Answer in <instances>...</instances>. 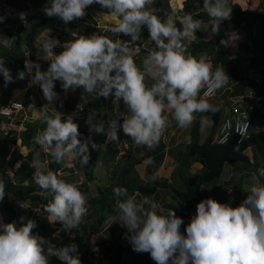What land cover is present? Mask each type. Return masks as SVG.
Returning a JSON list of instances; mask_svg holds the SVG:
<instances>
[{"label": "clouds", "instance_id": "obj_1", "mask_svg": "<svg viewBox=\"0 0 264 264\" xmlns=\"http://www.w3.org/2000/svg\"><path fill=\"white\" fill-rule=\"evenodd\" d=\"M49 2L46 0L45 4ZM93 3L109 10L113 17H119V22L110 31L128 36L130 40L113 41L95 34L80 36L64 43L63 51L57 54L54 48L60 42L46 37L37 48L50 61L47 71H41L39 64L26 60V72L20 71L19 79L28 75L30 84L39 85L48 102L56 97L54 81L57 80L65 91L81 87L96 97L108 98L111 95L116 105L123 101L127 113H120L122 124L113 119L108 122V126L106 121L105 127L103 120L94 122L95 113L87 117L90 131L106 135L105 144L115 142L119 139L118 133L123 132L136 145L152 149L158 145L170 125L168 117L163 115L165 109L170 110L172 119L183 129L192 125L196 113L214 114L219 110L206 101L209 98H202L201 92L205 86V95L217 89L218 92L228 83V76L221 66H218L221 69L216 67L213 71L206 55L197 59L188 52V48L197 30L210 32L211 35L219 34L221 23L231 18L229 0H203V11L209 21L194 19L191 14H187L181 22L182 29L177 28L172 16L161 19L152 13L148 6L154 0H51L50 6L42 8V17H58L68 23L83 17L85 9ZM25 15L20 13L19 23H25ZM3 19L0 16V22ZM7 26L13 28L11 24ZM142 26L148 29V40L156 45L144 58L143 71L133 59V52L139 51L133 46L139 40ZM238 39V34L233 32L220 43L228 46ZM3 44L7 47V40ZM258 70L254 74H260ZM0 74L3 75L5 86L13 81L3 59H0ZM146 77L154 81L151 87L146 86ZM260 77L262 79L261 74ZM250 91L262 98L251 101L253 108L248 111V135L252 130V118L260 119L250 111L255 107L260 110L264 108L261 102L264 96L253 89ZM232 96L229 95V98ZM79 107L82 110L84 108L82 105ZM43 119L46 127L35 134L33 142L48 152L57 163L79 159L82 166L87 165L90 158L89 143L92 149L102 146L89 136L83 141L78 139V130H83L82 124L78 128L71 115L62 119L60 115L45 114ZM4 135L0 133V136ZM30 167L35 169V183L53 197L45 207L49 223L59 222L62 230L68 232L79 228L82 219L88 214V207L86 197L78 186L58 179L50 170L45 171V164L37 158L32 160ZM258 171L264 176V169ZM10 173V169L4 170L6 177ZM151 179L154 180L155 176ZM9 180L13 183V180ZM113 192L116 214L109 215L105 223L108 227L117 222L125 226L133 250L149 253L156 264H264V184L252 186L246 199H239L243 202L235 207L213 198L201 200L184 233L180 231L183 220L173 209H169L166 214H158L157 203L149 197L138 203L126 188H115ZM4 197L5 186L0 183V200ZM39 204V207L36 206L37 211L42 205ZM24 209L32 208L27 203ZM20 220L22 223L19 227L15 222L4 223L0 220V264H48L51 256H56L65 264H81L79 256L73 255L77 250L76 244L54 247L44 237L32 232L36 227L34 220L28 219L26 223L23 222L24 217Z\"/></svg>", "mask_w": 264, "mask_h": 264}, {"label": "crops", "instance_id": "obj_2", "mask_svg": "<svg viewBox=\"0 0 264 264\" xmlns=\"http://www.w3.org/2000/svg\"><path fill=\"white\" fill-rule=\"evenodd\" d=\"M7 1L9 4H7ZM31 1L33 0H0V3L9 9L12 14L11 25L13 28L21 21L20 13H25L24 8L27 9V4ZM45 1L36 4L35 9L32 11H27L25 19H40L44 15L42 8L47 5ZM183 2L184 0H154V3L148 7L154 15L160 18L161 15L164 18L172 16L174 20L182 22L184 17L180 14V10L183 7ZM159 3L161 4L160 6ZM246 6L249 7V10L258 9L259 12H264V0H249ZM119 19V17H113L109 10H105L97 3H93L85 9V15L81 18L74 19L68 23L58 18L56 26L60 30H64V33L58 35L49 31H43L41 33V45L46 37H52L60 42L54 48V52L59 54L63 51L64 43L77 39L80 36L95 34L105 36L113 41L117 39L130 40L128 36H124L123 34L117 35L110 31L112 27L116 26ZM256 27V24L248 18L241 27L233 28L229 32V34L235 32L239 36L237 41L229 43L226 47L244 83L250 80L255 71L264 67L263 62L256 63L249 59L250 51L248 45L256 32ZM145 28L146 26H142L141 32ZM213 37L214 35H211L210 32L197 30L193 39L208 41ZM227 38L228 35L225 39ZM136 44L137 41L133 47L138 48L139 51L133 52V59L137 67L143 71V60L151 50L156 48V45L151 43L150 40L144 42L141 46H137ZM37 53L36 60L41 61L47 58L43 51L39 50ZM191 55L197 59L201 55H206L208 62L212 65L213 71L215 70L212 63L213 52L201 51L194 54L191 53ZM25 57L27 60L28 54ZM49 64L50 62L47 64L48 67ZM17 83L19 87L13 88L10 91L8 102L21 100L25 106L11 119L1 117L5 121L8 130L4 136H0V173L4 174V170L10 169L11 173L7 178L13 180L15 185H22L25 188L37 185L33 179L35 169L30 167V164L34 158L39 159L45 164V171H52L57 175L58 179L65 182L75 183L85 195L88 214L82 219L83 222H91L93 220L90 199L96 193L98 186L111 187L117 181L120 182L117 183L115 188H126L128 194L133 196L138 203L145 197H149L157 203L158 214H166L169 209H173L178 216L180 198L185 192V186L203 170L202 165L193 159L190 149L194 143H203L210 136H213L212 138L214 139L218 134L219 127L213 128L210 114L195 115L192 125L187 129H183L172 119L170 110L165 109L163 115L168 117L170 125L161 137L158 145L154 148L148 149L145 146L136 145L123 132L118 133L119 139L112 145L103 146L102 140L104 134L90 131L89 125L86 122L87 117L90 113H95L94 122L103 120L106 127L107 119L119 116L125 107L123 101H120L119 105H116L111 103L110 96L108 98L102 96L96 97L94 94L86 93L83 88L78 87L74 90L69 89L65 91L62 89L55 91L56 97L53 101L48 102L44 98L39 85L30 84V77L28 75L24 79L18 78ZM54 83L61 84L59 80L54 81ZM152 83L154 81L149 77L145 78L146 86L151 87ZM235 84L236 82L229 81L227 85L219 89L213 98L206 99L208 103L220 110V119L229 112V95H231L230 93ZM79 105L84 107L81 112L78 110ZM45 114L49 116L60 115L62 119H66L71 115L74 122L78 124V128L82 124V128L91 137L92 141L97 145H102L100 149H92L91 143H89V161L92 160L94 164L91 169L87 167L89 163L82 166L79 159L71 162L57 163L48 152L33 142L35 134L43 131L46 127L43 119ZM256 128H263V125ZM185 137L188 139L185 140ZM254 153H257L256 157H254ZM246 154L250 157V163L226 162L218 179L202 185L200 189L201 200L213 198L221 203L235 207L237 200L246 199L249 194L248 191L252 186L264 184V176L260 175L258 171L259 169H263L260 164H263L264 161L262 160V156L256 152V146L249 147L246 150ZM149 160L152 162L148 163ZM132 162L135 163L129 167ZM96 163H99L100 166L96 167ZM87 168L90 174H93L94 179H87ZM128 168L131 169L125 173L124 170ZM153 176H155L154 180L151 179ZM153 183H156V186L148 193L141 192L138 189L140 185L152 187ZM35 195L40 198V204H42L37 213L43 214V216L48 218L45 207L52 201V195L42 189L35 191ZM1 203L2 200H0V206ZM27 203L28 201L15 200L14 206L16 209L21 210L26 208ZM114 204L116 207V197ZM194 214H196V209L193 212ZM0 220L6 223L5 216L1 211ZM13 222H15L17 227L22 223L20 217L15 218ZM53 224L56 228L55 236L59 241L67 245L75 243L72 231L62 230L59 222ZM180 231L182 232V228ZM126 234V227L118 222L109 227L106 225L100 231L92 233L81 250L84 264H125L127 260L131 261L130 264H140V254L133 250ZM101 240L110 241L114 244L120 242L125 244L127 248L120 258L111 255L109 258L101 260L96 256L100 252L99 243ZM50 243L56 247L55 243ZM93 248L97 250L94 251ZM148 259L149 264H156L151 257ZM58 262L59 259L56 256L48 258V264H58Z\"/></svg>", "mask_w": 264, "mask_h": 264}, {"label": "trees", "instance_id": "obj_3", "mask_svg": "<svg viewBox=\"0 0 264 264\" xmlns=\"http://www.w3.org/2000/svg\"><path fill=\"white\" fill-rule=\"evenodd\" d=\"M45 0H33L27 4V9L24 8L25 13L27 11H32L35 9V5L38 3H43ZM51 0L47 6H50ZM243 0H229V7L232 8L231 18L225 20L220 25V31L218 35H214L211 40L205 41L202 39L194 40L188 48L189 53H198L201 51L213 52L212 63L214 67L221 66L228 76L230 81L236 82L231 95L243 94L246 91L253 89L257 91L259 95L264 96V67L260 68L258 72L261 74L262 79L259 82H255L254 79L248 80V82L243 81V78L239 76L237 66L233 63V59L228 53L227 47L222 45L220 42L225 39L229 34L230 30L235 29L238 25L244 22L246 19H250L256 24V32L251 38V44H249V59L256 63H264V12H259L256 10H249ZM7 4L9 2L7 1ZM161 4L159 3V6ZM203 0H184L183 7L180 10V14L184 17L187 14H191L194 19H201L203 21H209V17L202 10ZM7 9L2 3H0V16L4 17L3 21L0 22V59L4 60V65L10 69L13 76V81L8 83L7 86L4 85L3 75L0 74V104H7L10 91L18 86V73L20 71H25V55L28 53L27 60L33 62L34 64H39L41 71H47L49 60H36L37 52L39 49L37 45H41V33L43 31H49L50 33H56L58 35L64 33V30H60L56 26L58 17H44L30 18L25 21L24 24L18 23L14 28L7 26L11 24L12 14L10 10ZM107 10V9H105ZM164 16L161 15V19ZM177 28L182 29V23L175 20ZM149 39V32L147 27L141 32L139 40L137 41V46ZM7 40L8 46L5 47L3 41ZM63 88L61 84L54 83V91H60ZM264 107V98L261 101ZM220 110L214 114L211 112L206 113H196L195 115L210 114L212 117L213 128L218 127L220 124ZM255 117H259L264 123V108L260 110L259 107H255L250 111ZM16 114V113H15ZM14 114V115H15ZM13 115V116H14ZM2 115H0V120ZM83 129V128H82ZM84 130V129H83ZM210 136L203 143H194L190 149V154L193 159L202 165V172L197 174L194 179L185 186V192L180 198V211L178 213L179 217L182 218L183 224L181 225L182 233H184L187 224L191 220V215L196 209L197 204L201 201L200 189L202 185L209 182L215 181L219 178L223 165L226 162H243L250 163V157L246 154V150L251 146H256V152L258 155L262 156L264 161V127L262 129L251 130L249 135L241 142L237 143L235 136H232L226 143L217 144L215 139ZM103 143V141H102ZM106 146V144H102ZM254 157L257 153L253 154ZM90 160L87 165L90 169L94 166ZM135 162L130 163L129 167ZM257 164V163H255ZM117 166V165H116ZM264 169V163L260 164ZM131 168L124 170L128 172ZM89 180L94 179L93 174L86 170ZM90 174V175H88ZM120 181L114 183L111 187L99 185L96 193L91 197V207H92V218L91 222H81L79 228L72 229V234L74 235V241L77 245V250L73 255H78L81 264H84V257L81 255V250L85 243L87 242L89 236L92 233L100 231L107 224L105 223L106 218L109 215L115 214V196L113 190L115 186ZM0 183L5 186V197L2 200L0 211L5 216L6 223L13 222L15 218L24 217V223L28 219L34 220L36 222V227L32 229L34 234L44 237L46 240L55 243L56 247L66 246L62 241H59L55 236L56 228L53 223H49L48 218L43 216V214L37 213L35 205L41 202L40 198L35 195V191L39 188L38 185H31L29 187H24L20 185L13 184L4 174L0 173ZM156 183H153L152 187L138 186L141 192L148 193L154 187ZM15 200L28 201L29 206L32 209H22L15 210L13 202ZM34 205V206H33ZM236 206V204H235ZM100 252L96 255L99 259L104 260L114 255L117 258L121 257V254L127 248L123 243L114 244L110 241L101 240L99 243ZM140 254V264H149L150 254L147 252H139ZM138 258V257H137ZM156 263V262H155ZM58 264H65V262L59 260Z\"/></svg>", "mask_w": 264, "mask_h": 264}, {"label": "built area", "instance_id": "obj_4", "mask_svg": "<svg viewBox=\"0 0 264 264\" xmlns=\"http://www.w3.org/2000/svg\"><path fill=\"white\" fill-rule=\"evenodd\" d=\"M252 79H254L255 82H259L261 80L260 74L255 73ZM217 90H213L211 93L205 95V93L207 92V87L205 86V88H203L201 92V97L211 98L216 94ZM261 98L262 97L256 96V94L250 90L242 95L232 96L229 98L230 99L229 112L222 117L220 127L218 130V135L215 139L217 144L226 143L232 136L236 137L237 143H241L247 137L250 128L248 111L249 109L253 108V104L251 103V101L260 100ZM110 101L111 103H113V97L111 95H110ZM23 108H24L23 103L21 101L15 100L10 102L9 104L0 105V115H2L4 118L10 119L13 117L15 113H17V111L22 110ZM78 108L79 110H82L81 107L78 106ZM121 113H127V108L124 107ZM113 119H117L118 123L120 124H122L123 122V119L119 114V116L108 118L107 126H108V122ZM121 130L122 129H120L119 131ZM78 131H79L78 139H81L83 141L86 138H88V135L83 130H78ZM0 133L2 135L7 133V125L4 121L0 123ZM105 140H106V135L104 136V140H103L104 144H105ZM113 142L114 141L106 144H112ZM242 202H243L242 200H239L236 206L240 205Z\"/></svg>", "mask_w": 264, "mask_h": 264}, {"label": "rangeland", "instance_id": "obj_5", "mask_svg": "<svg viewBox=\"0 0 264 264\" xmlns=\"http://www.w3.org/2000/svg\"><path fill=\"white\" fill-rule=\"evenodd\" d=\"M229 81H230V79L228 78V83H229ZM261 125H263V121L262 120H259L258 118H256V119L255 118H252V129L253 130H257L256 127L257 126H261ZM99 166H100V164L99 163H96V167H99ZM130 263H131V261L130 260H127V262L125 264H130Z\"/></svg>", "mask_w": 264, "mask_h": 264}]
</instances>
